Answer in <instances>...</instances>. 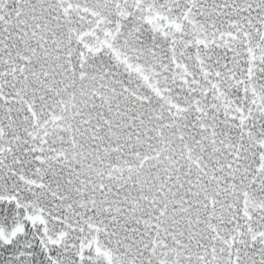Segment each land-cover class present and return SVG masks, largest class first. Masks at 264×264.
<instances>
[{
	"label": "snow or ice",
	"instance_id": "snow-or-ice-1",
	"mask_svg": "<svg viewBox=\"0 0 264 264\" xmlns=\"http://www.w3.org/2000/svg\"><path fill=\"white\" fill-rule=\"evenodd\" d=\"M0 264H264V0H0Z\"/></svg>",
	"mask_w": 264,
	"mask_h": 264
}]
</instances>
